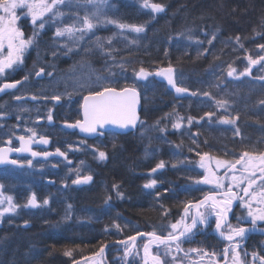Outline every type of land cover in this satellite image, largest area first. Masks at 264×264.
Returning <instances> with one entry per match:
<instances>
[{
    "label": "trees",
    "instance_id": "obj_1",
    "mask_svg": "<svg viewBox=\"0 0 264 264\" xmlns=\"http://www.w3.org/2000/svg\"><path fill=\"white\" fill-rule=\"evenodd\" d=\"M157 4L164 10H154L152 5ZM57 11L64 16L46 14L43 29L21 15L24 38L32 37L34 29L39 34L25 51L23 63L5 79L22 83L0 99V119L5 120L0 123V145L14 139L15 126L24 120L27 128L37 126L51 137L53 148L66 158L0 168V194L17 206L0 220V264H80L100 254L101 248L109 264H119L118 256L121 264H144L147 237L132 242L128 237L151 232L167 236L170 225L184 216L185 205L216 191L195 182L205 174L199 167L200 155L235 161L245 151H264V61L250 64L248 59L264 56L258 47L264 44V0H107L100 7V19L115 23L93 19L97 27L79 41L67 35L55 38V31L73 23L81 27L76 15L91 18L96 9L73 3L58 6ZM120 24L127 27L121 29ZM131 26L145 30L136 33ZM98 38L103 49L96 45ZM169 66L189 96L177 98L166 82L155 78ZM140 67L152 75L137 79L134 73ZM41 68L45 74L37 77ZM103 86H135L140 92L137 130L100 133L86 140L76 131L62 129L60 123L80 117L84 96ZM56 95L61 97L59 105L51 99ZM22 96L38 100L18 101ZM64 111L65 116L58 114ZM207 112L213 113L211 119ZM49 113L54 127L47 125ZM223 118L235 123L224 124ZM38 120L44 123L36 125ZM174 124L181 127L175 129ZM100 151L106 153L103 160ZM161 161L165 166L152 172ZM89 175L88 183H73ZM153 180L154 187H145ZM33 194L36 207L28 204ZM202 213L211 215V221L181 240L177 258L195 257L193 250L221 252L235 244L214 235L216 217L207 206ZM193 215L194 207L187 223ZM242 216L238 203L223 232L230 224L250 225L240 224ZM241 241L238 253H247L246 260L253 253L264 256V234L249 232ZM129 244L133 261L125 256ZM163 247L154 244L152 250L166 264Z\"/></svg>",
    "mask_w": 264,
    "mask_h": 264
},
{
    "label": "snow or ice",
    "instance_id": "obj_2",
    "mask_svg": "<svg viewBox=\"0 0 264 264\" xmlns=\"http://www.w3.org/2000/svg\"><path fill=\"white\" fill-rule=\"evenodd\" d=\"M107 0H51V3H48V0H0V12H3L4 15H0V50L4 48V42L7 41V56L0 59V74L5 73L6 69H12L14 66L23 63V56L25 51L34 44L36 37L38 36V31L34 29L32 37L27 39L24 38L23 31L17 27V22L21 19V16L17 15V10L27 11L24 13V18L30 16L31 23L36 26L38 25L39 29H43L45 27V17L46 14L51 13L54 16H64V13L57 11L58 6H71L73 3L77 7H85L92 6L96 9L95 12L91 14V18L88 14L83 16L82 18L77 14L76 21H78L81 27L77 28L75 23L72 25H65L63 28H57L55 31V38H61L67 35L69 38L74 39L75 41L82 40L86 33L92 32L94 28L97 27V23H115L114 21L101 20L100 19V7L105 4ZM147 6V5H146ZM153 9L156 11H163V5H152ZM93 19L96 20L97 23H93ZM121 29L127 27L126 25L120 24L118 25ZM132 30L136 33H141L145 29L142 26H131ZM78 34V35H77ZM237 42H239L240 37H237ZM211 43V41H209ZM96 45L103 49L104 44L98 38L96 40ZM67 47V45H64ZM262 51H264V44L258 46ZM68 51H72L71 48ZM55 55V53H53ZM250 64H256L260 61H264V56L258 57L257 60H253L251 57L248 58ZM234 71V70H233ZM233 71L228 72V76L233 75ZM42 74H45L44 68H41L38 72H36V76L40 77ZM48 76H51L52 73H46ZM137 79H146L148 76L152 75L146 71L143 67H140L138 71L134 73ZM157 76H163L166 78L169 85H171L177 93H187L189 90L187 88L178 86L176 79L174 78V69L169 66L168 68L158 71L155 73ZM243 75V73L241 74ZM27 77L24 78V81H27ZM22 81H15L12 83H4L2 87H0V92L6 89H14L17 85L21 84ZM195 95V93H193ZM208 95V93H205ZM138 92L135 86H125L122 88H116L111 86H103L98 91H90L87 96L84 97L83 104V113L84 119L82 121L78 120L74 125H68L69 127H79L82 132L87 133H97L100 129L104 127L105 124H114L121 128H127L129 126H134L137 120L135 105L137 103ZM19 99V97H17ZM35 99V97H33ZM52 100L59 101L61 97L59 95L51 97ZM264 103V102H262ZM218 106L223 107L224 105L221 102H217ZM205 116L209 119L212 118L213 113L207 112ZM48 120H52V115L49 113ZM238 119V117H237ZM192 118H188V123L192 124ZM222 123L224 124H233L235 123L234 119L223 118ZM181 127L180 124H174L173 128L179 129ZM237 134H239V130L237 129ZM35 135V133H33ZM22 142H24L25 146H22L20 149H16V151H31L29 147H27V141H25L24 137L19 138ZM31 140V137L29 138ZM40 143L48 144L49 140L45 137H40ZM4 149H0V153H3ZM56 153L63 156L64 153L60 152V149H56ZM33 156L40 155L38 153L33 152ZM42 155L47 157L50 155L45 152ZM208 156L207 153L200 155L199 167L206 169L203 177L197 181V184H205V185H213L215 189L222 190L220 193L216 191L210 192L203 197L202 200L198 201L196 204H188L185 205L184 216L172 223L170 225L171 231L168 232L166 237L157 236L155 232L146 233V235L150 239V243L155 242L157 246L164 245L169 251L171 249V245L173 243L176 244L177 251H180V242L182 238H188L193 234V230L198 227V225H206L207 224V216L204 213L199 212V208L201 205H205L210 209L209 214H214L216 217L215 228L220 232L221 236H224L223 227L226 225L228 214L232 210V205L235 200H239L241 203V207L247 209L248 217H251V225L254 228L256 226L257 220L264 221V207H257L253 210V202L255 201L258 205H264V151L257 153H250L248 151L240 154L239 158L234 162L222 161L217 159L215 162L216 171L223 168L225 169L224 176L216 175V171H214L210 164L205 162V157ZM99 158L101 160L106 158V153L103 151L99 152ZM211 157H209V160ZM4 157L0 155V162H3ZM11 163H18L17 161H11ZM31 164V161H28ZM240 166L239 169L237 166ZM164 162L161 161L157 164L156 168L152 169V172H155L157 169L163 168ZM239 171L240 175H236V172ZM260 173L258 177L260 179L261 191L258 195L254 194L253 185L256 184V172ZM231 173V175H229ZM92 177L84 176L78 177L73 183H86L90 181ZM230 180V182L225 185L224 180ZM247 186H244V185ZM156 185V181L153 180L149 184H146L145 187H154ZM239 189L243 192L244 195H239L238 192L233 191V188ZM167 191V190H166ZM159 195V194H158ZM219 195L220 198H217ZM247 197V199H246ZM9 207L0 211V217L4 215L6 212H13L17 206L12 205L11 198H7ZM48 201L45 200L44 204H47ZM28 204L36 207L37 201L36 197L33 196L29 199ZM197 208V212L195 215L191 216V223H186L185 220L188 217L190 208ZM243 222V218H239ZM27 223V222H26ZM119 225H117V228ZM229 233L225 236V238L232 242L234 240L243 239L245 233L249 231V229L245 227H237L231 228L229 225ZM136 236H142L141 233H136ZM136 236L128 237V242H132L136 239ZM119 243H125L123 241ZM125 256L129 255V251L127 250V245H125ZM240 245L232 244L231 247L225 248V259L228 258V253L231 252L233 254V264H241L240 258L237 250ZM198 251V250H193ZM101 252H103V248H101ZM145 257L147 258L149 255V244H145L144 246ZM66 255H70V253L66 252ZM247 255V253L245 254ZM253 264H255V260L257 259V254L253 253ZM153 264H161V261L158 256L151 257ZM261 264H264V256L258 257ZM145 264H147V259L145 260Z\"/></svg>",
    "mask_w": 264,
    "mask_h": 264
},
{
    "label": "rangeland",
    "instance_id": "obj_3",
    "mask_svg": "<svg viewBox=\"0 0 264 264\" xmlns=\"http://www.w3.org/2000/svg\"><path fill=\"white\" fill-rule=\"evenodd\" d=\"M26 11H27L26 9H24V10L18 9L17 15L21 16ZM0 15H4V13L0 12ZM17 27L20 28L19 21L17 22ZM5 56H7V41L4 42L3 50H0V59H2ZM18 66L19 65H16L12 69H6L5 73L0 74V78L5 76L8 71H10V73H13L14 68H17ZM216 160H217V158H211L210 160H209V157L205 158V162L210 164L211 168L214 171H216V168H215ZM229 162H234V161H229ZM239 167L240 166L238 165L237 168L239 169ZM204 171H206V169H204ZM224 173H225V169H223V168L216 171V175L221 176V177L224 176ZM229 175H231V173H229ZM236 175H240V172L237 171ZM259 176H260V173L257 171L256 177H255L256 178V184L253 185L254 194H256V195H258L259 192L261 191V187H258V185H260V179L258 178ZM229 182H230V180H227V179L224 180L225 185H227ZM208 186L215 189V187L213 185H208ZM244 186H247V185L245 184ZM220 191H222V190L216 189V192H220ZM233 191L238 192L239 195H244L243 192H241L239 189H237L235 187L233 188ZM7 198H9V197L0 194V211L9 207V203H8ZM246 199H247V197H246ZM11 203H12V205H14L12 198H11ZM239 205H240L241 210L244 211V217L242 216L243 222L240 220L241 221L240 224H244V222H246V224L251 225V217H248L247 209L241 207L240 201H239ZM252 206H253V210H255L257 207H264V205L256 204L255 201L253 202ZM9 213H12V212H6L4 214H9ZM0 220H1V217H0ZM261 224H264V221L257 220L256 225L261 226ZM228 226L229 225H227L226 230L224 232L225 235H227L229 233V227ZM230 226L233 229L237 228V227H241V225H239V224H230ZM244 226H246V225H244ZM244 226H242V227H244ZM238 242L239 241H234L235 244H237ZM239 243H240L239 245L241 247V245L243 244V241H241V239H240ZM262 245L264 246V244H262ZM128 246H130V244L127 245V247ZM151 250H152V247H151ZM161 250H162V253H164V255H165L164 258L166 259V264H233V254L231 252H229L228 258L226 260L225 259V250H223L221 252L220 251H213L214 253H212V254H209L207 252L196 251L197 253H196L195 257L193 256V257H187V258H185V257L177 258L176 257L177 249L174 245L171 246L170 251L166 247H163ZM152 252H153V250H152ZM237 252H238V250H237ZM129 253H130V250H129ZM154 254L158 255L157 253H154ZM256 254H257V259L255 260V264H261L260 260L258 259V257H260V254L259 253H256ZM238 255H239L241 264H253V255L250 257L249 260H246L245 254L244 253L242 254V252L238 253ZM130 256H131L132 261H133V257L131 254H129V257ZM118 259L120 260L119 264H121L122 263L121 257L118 256ZM163 261H164V259H163ZM80 264H109V262L107 260L106 252L103 251L100 254H98L97 256L90 258V259H87V260L81 262ZM144 264H145V262H144ZM147 264H150V263L148 262ZM164 264H165V262H164Z\"/></svg>",
    "mask_w": 264,
    "mask_h": 264
},
{
    "label": "water",
    "instance_id": "obj_4",
    "mask_svg": "<svg viewBox=\"0 0 264 264\" xmlns=\"http://www.w3.org/2000/svg\"><path fill=\"white\" fill-rule=\"evenodd\" d=\"M148 77H150V76H148ZM148 77H147V78H148ZM155 78H156L157 80H160V81H164V82H166L167 85H168L169 90L172 91V92L174 93V95H175L177 98H182V97H184V96H189V95L191 94L190 92H187V93H177V92L175 91V89H174L171 85L168 84L166 78L163 77V76H157V75H155ZM2 86H3V85H2ZM2 86H1V87H2ZM17 87H18V85H17ZM17 87H16V88H17ZM16 88H14V89H16ZM11 90H13V89H6V90L0 92V95L6 93V92H8V91H11ZM137 92H138V97H137V103H136V105H135V112H136L137 120H136V123H135L134 126H129V127H127V128H121V127H119V126H117V125H114V124H105L104 127H103L102 129H100L97 133H91V134H90V133H87V132H82V131L80 130V128L77 126V127H75V129L78 131L80 137H82V138H86V139H94V138H96V137L99 135V133L115 132V133H119V134H127V133H130V132H134V131H136L137 128H138V126H139V124H140V121H141V110H142V99H141V95H140V92H139L138 90H137ZM87 95H88V94H87ZM87 95H85V96H87ZM85 96H84V97H85ZM22 100H24V101H30V102H35L37 99H36V98L33 99V97L26 96V97H23ZM83 104H84V98H83L82 103H81V120H80V121H82V120L84 119ZM49 124H52V120L49 122ZM66 127H67V128H70L68 125H66ZM24 138H25V137H24ZM48 140H49V139H48ZM25 141L28 142L26 146L29 147V148L31 149V151H16V149H13V148L8 147V146H4V147H1V148H0V149H4L3 153H0V155H2V156L4 157L3 162H0V167H5V166H17L18 163H15V164L11 163V161H15L14 159H12V157H14V156H18V157H31V158H33V159H38V160H41V161H47V160L52 159V158H54V157L64 158V155L61 156V155H59V154L56 153V152H51V151H50V152H47V153H49L50 155H48L47 157H45L44 155H42L43 153H38L37 151L33 150L34 147H45V148H47L48 145H49V143H50V140H49V143H48V144H42V143H40V139H38V140H36V141H33L32 139L29 140V138H25ZM19 142H20V144H19V148H17V149H20L22 146H25V145H24V142H22L20 139H19ZM33 152L38 153V154H40V155L33 156V155H32ZM60 152H61V151H60ZM62 153H63V152H62ZM88 182H89V181H88ZM88 182H86V183H88ZM86 183H82V184H86ZM218 197H219V195H218ZM218 197H217V198H218ZM202 199H203V198H202ZM202 199H201V200H202ZM199 201H200V200H199ZM196 203H197V202H196ZM196 203H195V204H196ZM238 203H239L238 200H235V201L233 202L232 210H231V212L228 214V218H227V222H226V224L230 222V219H231L232 213H233L234 209L236 208V206L238 205ZM193 205H194V204H193ZM203 206H204V205H201L200 208H199V212H201V213H202V207H203ZM196 212H197V208L194 207V215L196 214ZM210 218H211V215H208V216H207V221H208L207 224L209 223ZM185 222H186V220H185ZM186 223H187V222H186ZM207 224H206V225H207ZM206 225H198V226H206ZM244 227L247 228V229H249V231H247V232L245 233V236H246L249 232H257V233H260V234H264V227H263V226L256 225V226L253 228L252 225H246V226H244ZM222 230H223V229H222ZM194 231H195V229L193 230V232H194ZM213 233H214V235H215L217 238H219L220 240H222V241H224V242H229V241L225 238L226 235L224 234V236H221L220 232L216 230L215 226H214V229H213ZM142 236H146V235H143V234H142ZM157 236H159V235H157ZM146 237H147V236H146ZM160 237H166V236H160ZM138 238H139V236H136V239H138ZM182 239H183V238H182ZM182 239H181V240H182ZM234 241H236V240H234ZM234 241H232V242H234ZM145 244H149V255H148L147 258L145 257V253H144V246H145ZM154 244H157V243H155V242L150 243V239H149V237H147V240H146V242L144 243V246H143L144 260L147 259V263L149 262L150 264H153V261H152L151 257H153V256H158L159 259H160V261H161V264H164L163 258H162L160 255H156V254H154V253L152 252L151 247H152V245H154ZM144 262H145V261H144Z\"/></svg>",
    "mask_w": 264,
    "mask_h": 264
},
{
    "label": "flooded vegetation",
    "instance_id": "obj_5",
    "mask_svg": "<svg viewBox=\"0 0 264 264\" xmlns=\"http://www.w3.org/2000/svg\"><path fill=\"white\" fill-rule=\"evenodd\" d=\"M20 65V64H19ZM10 74V71H8L7 73H6V75L5 76H3L2 78H0V87L4 84V83H12V82H15V81H5V79H6V77H7V75H9ZM20 85L21 84H19L18 85V87L16 88V89H13V90H11V91H8V92H6V93H4V94H2V95H0V99L1 98H3V97H5L6 95H8V94H10V92H12V91H16L19 87H20ZM23 97H26V96H22V97H19V99H18V101H24V100H22V98ZM37 100H38V98H36ZM37 100L35 101V102H32V103H36L37 102ZM30 102V101H29ZM55 103L57 104V105H59L60 103H61V101L59 100V101H55ZM60 111V110H59ZM58 114H64V116L66 115L65 114V111L64 112H58ZM78 120H81V109H80V117L78 118V119H76V120H74V122H62V123H60V127H62V129H64V130H67V131H76L77 133H78V131L75 129V127H70V128H67L66 127V125H74L75 124V122L76 121H78ZM5 122V120L3 119H0V123H4ZM49 120L47 121V125L49 126V127H54V126H56V124H55V122H54V120L52 119V124H49ZM44 123V120H38L37 122H36V125H41V124H43ZM6 124V123H5ZM1 126H3V124L1 125ZM7 126H8V128L9 129H11V125L10 124H7ZM6 125H4V129L7 127ZM28 127V125L25 123V121L24 120H22V121H19L18 122V125L17 126H15V133H16V136L14 137V139L13 140H7L4 144H2V145H0V148L1 147H4V146H8V147H11V148H13V149H17V148H19V144H20V142H19V138L20 137H25V138H30L31 137V139L33 140V141H36V140H38V139H40V137H45V138H47V139H49L50 140V143H49V145H48V147L47 148H45V147H34L33 148V150H35V151H37L38 153H45V152H56V150L53 148V140H52V138L51 137H49V136H46L45 134H42V131L43 130H40L39 128H37V126H35V127H33V128H31V126H30V128H27ZM33 133H35V135H33ZM100 134V133H99ZM78 135H79V133H78ZM52 136H53V134H52ZM80 136V135H79ZM82 138V137H81ZM84 139H86V138H84ZM86 140H89V139H86ZM61 151V150H60ZM61 152H63V151H61ZM64 153V152H63ZM55 158H60V157H54V158H52V159H49V160H47V161H51V160H54ZM66 158V155L64 154V158H60V159H65ZM12 159H14L15 161H17L18 162V165L17 166H5V167H0V168H6V167H24L25 165H32L34 162H36V161H41V160H38V159H33V158H31V157H18V156H14V157H12ZM28 161H31V164H29L28 163ZM47 161H41V162H47ZM203 208V207H202ZM213 215V214H212ZM208 216V215H207ZM212 217V216H211ZM211 221V218H210V220H209V222ZM237 241V240H236Z\"/></svg>",
    "mask_w": 264,
    "mask_h": 264
}]
</instances>
